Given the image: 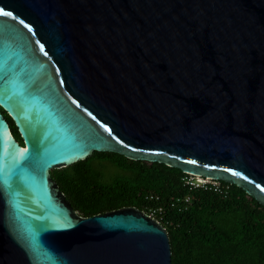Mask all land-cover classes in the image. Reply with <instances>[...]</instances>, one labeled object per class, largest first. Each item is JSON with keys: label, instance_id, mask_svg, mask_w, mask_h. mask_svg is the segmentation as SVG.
Segmentation results:
<instances>
[{"label": "water", "instance_id": "water-1", "mask_svg": "<svg viewBox=\"0 0 264 264\" xmlns=\"http://www.w3.org/2000/svg\"><path fill=\"white\" fill-rule=\"evenodd\" d=\"M0 8L15 17L0 16V107L24 143L0 110V264H172L155 217L83 216L66 198L51 171L95 151L235 184L264 206V0ZM33 140L42 150L10 189L5 172Z\"/></svg>", "mask_w": 264, "mask_h": 264}, {"label": "trees", "instance_id": "trees-1", "mask_svg": "<svg viewBox=\"0 0 264 264\" xmlns=\"http://www.w3.org/2000/svg\"><path fill=\"white\" fill-rule=\"evenodd\" d=\"M0 109L23 145L13 119ZM51 173L83 216L161 208L155 217L168 231L172 264H264V206L235 184L221 181L226 195L190 189L179 168L98 151ZM186 196L191 202L185 205Z\"/></svg>", "mask_w": 264, "mask_h": 264}, {"label": "snow or ice", "instance_id": "snow-or-ice-1", "mask_svg": "<svg viewBox=\"0 0 264 264\" xmlns=\"http://www.w3.org/2000/svg\"><path fill=\"white\" fill-rule=\"evenodd\" d=\"M0 16L4 17H13V13L10 11H5L3 8H0ZM19 23L23 25L25 28L28 29L29 32L32 31L31 27L26 24L23 20H20ZM41 50H43V45L40 46ZM16 95L15 91L13 90L11 93L8 91L4 92L3 99L5 103H9L13 96ZM109 132L111 131L110 129L108 130ZM42 150V144L37 141L33 140L32 141V152L29 153L27 149L24 150V153L15 159L14 163L12 164L11 168H8L7 171L5 172V183L8 185V187L11 189L12 185L9 183L13 178H19L25 171L26 165L21 164V160L27 161L29 164L33 162L34 158L41 152ZM189 163H195V161H189ZM227 171V170H226ZM232 175L235 176H240L239 172H233ZM244 179H247L244 177ZM256 187H260L259 185H256ZM261 191H264V188L261 189ZM64 227H71L72 226V221L68 219L66 216L64 217V224L62 225Z\"/></svg>", "mask_w": 264, "mask_h": 264}, {"label": "built area", "instance_id": "built-area-1", "mask_svg": "<svg viewBox=\"0 0 264 264\" xmlns=\"http://www.w3.org/2000/svg\"><path fill=\"white\" fill-rule=\"evenodd\" d=\"M182 181L185 185L190 187V189L202 188L204 190H214L215 192H218L222 195H226L228 193V186L223 185L220 180H214L209 177L186 174L184 177H182ZM146 198L151 199L153 196L147 195ZM182 201L186 205L187 203L191 202V197L186 196L184 199H182ZM160 211L161 208H149L146 213L151 217H155V215Z\"/></svg>", "mask_w": 264, "mask_h": 264}, {"label": "flooded vegetation", "instance_id": "flooded-vegetation-1", "mask_svg": "<svg viewBox=\"0 0 264 264\" xmlns=\"http://www.w3.org/2000/svg\"><path fill=\"white\" fill-rule=\"evenodd\" d=\"M1 110V109H0ZM3 113V112H2ZM4 114V113H3ZM5 116V114H4ZM8 120V119H7ZM9 122V121H8ZM11 126V125H10ZM11 130H13V127L11 126ZM14 136L17 138V135L15 134V132H13ZM17 140L19 141V143H21V141L17 138ZM77 211V210H76ZM78 212V211H77ZM79 213V212H78ZM80 214V213H79ZM81 215V214H80Z\"/></svg>", "mask_w": 264, "mask_h": 264}, {"label": "rangeland", "instance_id": "rangeland-1", "mask_svg": "<svg viewBox=\"0 0 264 264\" xmlns=\"http://www.w3.org/2000/svg\"><path fill=\"white\" fill-rule=\"evenodd\" d=\"M113 172H111V174H112Z\"/></svg>", "mask_w": 264, "mask_h": 264}]
</instances>
